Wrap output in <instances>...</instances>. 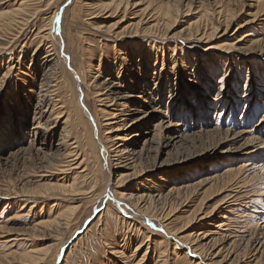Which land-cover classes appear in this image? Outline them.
Returning a JSON list of instances; mask_svg holds the SVG:
<instances>
[{
	"label": "rangeland",
	"instance_id": "1",
	"mask_svg": "<svg viewBox=\"0 0 264 264\" xmlns=\"http://www.w3.org/2000/svg\"><path fill=\"white\" fill-rule=\"evenodd\" d=\"M31 1L32 3H30ZM31 1L29 2V5L34 4L31 5V7L29 6L31 11L34 10V6H40V8L43 7V9L47 6H51V8H53L56 2V0ZM137 1H140L141 6L139 5L138 7H135V9L132 7L125 13L124 20L120 23V19L123 17L122 15H124L122 10V12H116L115 10L109 12L108 10H104V8H102V10L99 9L100 7L97 4L99 0H89L91 7L90 11H95L97 12L95 14L99 15L94 19H91L92 21L90 19L86 20L88 16L86 17L83 15V18H79L77 27L78 30L82 31L81 43L85 48L83 49L86 52L87 60L89 59V62H92L91 65L96 67V69H104L108 66V58L118 56L116 58L117 62L111 67L114 77H117L118 74H120V71L124 73L127 72L126 70L128 65H126L122 59H119L120 55H118V50L122 49V51H129L127 56L131 63L136 64L137 68H142L141 66L144 67L142 68V72L146 68V72L148 73V68L150 66L148 73L149 76L153 75L152 72L156 66H158V68L163 66L160 65L162 62L164 63V67L169 70H171L173 65H176L177 69L183 66L182 76L179 77V82L177 84L181 93L177 97L176 104H180L188 109L193 108V103L201 105L204 101H208L213 94L219 92L218 88L221 84L219 83L222 78L221 76L226 74L225 77L227 79L225 82L227 90L223 91L224 97L230 100L232 104H234L235 101L230 98H233V96L238 98L237 101L239 105L236 109L235 106L233 107V114L230 115V109L228 107V112L225 113L224 111L220 117L219 115H214L215 109H212L206 113L205 121L210 120L212 122H216L219 118L222 125L228 120L227 122L229 123L230 121L229 124L233 127L236 125L241 126L240 121L243 122L241 116L243 115L245 108L248 107L247 110L249 118L245 119L244 125L242 124V126L246 129L253 127V125H255L254 123H256L264 114V53L260 54L256 52V54L245 56L241 53V51L231 50L234 51V55L239 57V60L236 61L232 59V53L228 54L227 51H225V48L228 47L229 44L236 42L238 38H241L244 35V33L252 34L253 37L257 36V39L264 38V11L260 13L256 19H253L254 14L259 7H264V0H261L263 1L261 4L257 2L259 0H171V3L173 2L171 4V6H173L171 9L172 12L174 11L176 14L178 13L175 25H172V27H174H170L168 31L166 28H162V30L165 29L162 31L159 27V30H155V33L158 35H153V37L143 35L134 37L136 29L134 25L131 26V23L132 21L138 22L140 17H142L140 18L143 20L142 22L150 21L152 17H150L149 14L152 10L150 11L148 7L153 8L159 0H147L148 2H151L152 5L150 6H147L148 2L145 0V2L143 0ZM15 2L16 0H0V13L11 9L18 3V1L16 3ZM73 2L74 0H70L66 5L67 8H69L68 6ZM222 7H225L226 10H228L227 13L231 17L226 33H224L225 25L222 24L223 16L220 17L221 14L218 13ZM77 9L78 12L83 10L80 5H78ZM48 10L49 8L46 11ZM130 12L133 13L131 14ZM68 13L64 15L65 10L61 12V18L64 17L63 20L66 19L62 26L66 33H68L71 28H77L76 26H71V13L69 11ZM30 15V20L24 25H22L24 23L22 22L20 26L18 25L17 27H13L14 29L7 30L2 29V27L0 28V126L2 118L9 114V112H7L9 110L13 115H16L17 110H21V112L25 114L20 118L18 117L19 123L15 131L16 136H13L14 139L18 138V141L16 144L14 143V147H10L8 139H0V143L2 144V148H0V264L1 262L2 264H34L32 263L33 261L30 260V262L29 259L21 260V257L27 254H35L38 252L39 248H49V255H54L56 252H59L58 256L59 258L62 257L60 259L62 262L60 261L61 263H58L59 258L57 257L55 264H125L123 262H125L126 259V261L130 259L131 262L132 259L137 258L139 253L140 256L144 254L147 244L141 246L138 251L135 252V250L136 247L140 245L142 240H146L149 237L147 232H149L152 236L160 235L162 233L160 230L162 227L161 221L166 220L165 217L168 216L167 212L171 207L174 208L172 213H175L180 217L175 225L176 228H179L183 224L182 220L190 214L193 209H198L202 212H211L221 199L224 197L227 198L233 194L232 191H222L221 187L223 186V183L215 184L213 187L209 184L208 186H210V189L203 194L204 189L207 188V184L204 185L206 187H203L205 181L204 179L206 177H209L217 172H219L218 174H223L221 169H225V167L230 163L241 165L244 162L242 160V156L238 153L224 154L222 152L220 153V151H216V155L213 156L209 154L205 155L207 158L204 157L203 153L213 150V148H209L214 145L215 142H218V137H213L211 134L201 135L197 138L188 137L182 140L180 144L176 145V147H172L167 152L168 154L165 153L161 157H157V151L153 149L150 152V155H144L145 157L142 156L141 159L137 160L139 163H137L135 167L138 172L136 170L123 187L124 193H127H125V197L120 198V200H122L125 205H128L123 208L115 205L113 199H108L105 189L102 190L101 187L96 191L97 198L95 199L94 197L96 196L87 198V195H89L88 193L84 194V196L83 194H77V196L73 192H64L56 187V184L60 182L62 183V181L65 183L72 182L71 179L75 176L78 182L76 183L78 187H76L79 188V186H81L80 189H86V192H88L91 183V179L85 180L83 174L79 173L81 169H70V173H67L68 179L67 177L62 178L65 173H59L61 167L66 164L64 161L68 159L70 154H67V151H64L66 148L64 144L62 146L63 151L58 156L56 155L57 151L53 148L54 145L57 146L58 143H61L63 139L64 135L60 133L61 124L53 133V136L49 129L46 130V138L53 145L52 149L50 147V151L52 150L53 152L48 151L49 147H47V151L44 150L43 152L37 153L32 148L28 149L26 144L23 150L19 149V151L15 152V154L13 153L14 155H10L8 159L6 156H8L10 148L11 150L14 148L18 149L24 145L23 143L28 140L24 133L31 131L33 128V121L30 119L32 116V108H28L30 111L27 114L26 112L28 110L25 106H22L25 112L19 106V102H21V100L23 103V100L30 98V96L27 89L22 90V85L18 83L19 86H16L15 83L20 82L23 78H26L28 81L32 82V84L34 83L32 86H38L35 80H31V78H28L21 71H30V68H34V64L32 62L34 50L38 45V41L41 40V33L44 34L43 32L45 31L47 22L50 23L49 19L51 18L50 14H46L44 17L43 13L34 14L33 11ZM205 16L210 20L212 19L211 21H213L215 25L219 26L216 30L218 32H216L214 37L206 35L200 39H187L184 34V30H187L189 27L192 29H195V27L202 29L205 25H207V22H205L206 20H204ZM0 17V20L2 19L1 21L5 18V16L1 15ZM148 17L150 18L148 19ZM200 17H202L201 20ZM89 21L94 22L95 25H89ZM242 25L243 27H240ZM98 26L101 27L102 30H97L96 28H98ZM107 26H110V30H107ZM39 27L42 28L40 29ZM140 27L141 25L139 28ZM112 30L118 33L120 31V36L122 34L121 38L117 39L118 37L115 38L109 35L110 33L112 34ZM166 31L168 33L170 32L169 36ZM71 32L73 31L71 30ZM165 32L167 33L166 35ZM172 34L180 35V37L171 38L170 36ZM250 37L251 35L248 36V38ZM57 39H59V36H57ZM247 39L243 40L242 43H245ZM61 40L64 41L65 39H62L61 37ZM175 41L178 43V47H176ZM180 45L182 46L180 47ZM141 51L150 53L147 57L149 66L146 65L145 67L142 64L143 62L140 61L142 55ZM223 56H226V58H221ZM250 57H253L252 59L254 60H250ZM43 58L44 57L39 59L41 64L40 62L35 63L33 72L36 73H34V75H39V67L42 65L44 67L45 61L42 60ZM156 60L159 61L155 62ZM182 60L183 63L181 64ZM114 67H116V69ZM191 74H194V76H191ZM57 75H61L62 79H67L68 74L65 72L64 76L66 77H64L63 71L60 67ZM125 77L126 80H128V84L131 85L129 75L127 74ZM173 78L174 75H171L170 73L171 85L174 86L175 91L177 86L175 85V79ZM153 86L154 84L150 83V88ZM64 87L65 84L63 85L62 92L66 95V100L69 102L72 95L69 94L70 92H67V88ZM161 87L163 89V95L165 93L166 95L164 97L162 95V99L157 102H159L160 106L166 108L168 106L167 100L169 99V96L167 95L168 90H165L164 88L169 87V84L166 83V81H162ZM83 88L89 94L88 101L89 105L92 107L94 105V96L85 83L83 84ZM139 88L141 89V86H138L135 89L138 90ZM251 88L254 100L251 101V104L246 106V102H241V100L244 98V92H249ZM257 97L259 98V102L258 104H255L253 101H255ZM33 103L34 102L32 101V104ZM172 106L174 105H169V107ZM44 111H46V109H44ZM217 111H221V107H218ZM44 114L45 116H49V114L47 115L45 112ZM52 116L54 118L56 113H53ZM45 119L48 120V118ZM178 120V118L174 119V121ZM199 120L198 116V121ZM198 121L197 117L188 119V124L193 127L191 132L202 126V122ZM50 124L51 122L44 123L47 128ZM72 135H77L75 130L72 131ZM78 136L81 137L80 134H78ZM23 137L27 140L24 139L25 141L22 142ZM232 146L237 147L239 145L233 143ZM227 148L228 147H225V149ZM26 149H28V151ZM258 153L259 151H256L252 154V157L247 156L249 160L246 162L250 164L254 163V167L253 165H249L252 168L247 170L246 178H251L253 176V179L248 181V186L246 185L247 192L245 193L248 195H243V197L246 202L251 201V199H259V201H256L258 202L256 205L261 206V210H263L262 217H260L261 215L257 216L258 213L253 211V207L250 209V205L252 203L248 208H240L239 206L235 207L234 211L230 214V221H232V225L237 227L238 230L243 229V226H246L248 223L252 226L253 224L264 225V163L260 164L261 160L264 158V149L259 154ZM112 161L111 170L112 173H114L118 169H113V165L116 161L115 159H112ZM161 162L163 165L162 167H159L158 165ZM102 163L107 168V161H103ZM90 166L88 167L87 172L93 174L95 166L93 167L91 164ZM195 166L196 168L192 171L191 169ZM255 166H257L258 169H256L257 167ZM201 169L203 171L202 174L192 178L193 173H199ZM125 172L130 173L132 170H126ZM245 175L241 178H245ZM188 177L191 179L190 182L194 185V187H189L186 190V188L182 187L183 184H178L177 186H174L176 188L173 189V187L169 185V187L165 189V192L160 195L161 197L155 196L152 200L148 199L149 197L144 200L140 199V196L142 195L147 196L149 191L147 189V192H144L145 190H142L143 186H147L146 188H155L161 184H166L168 186L167 181L171 182ZM129 183L131 185H128ZM52 184H54L52 187L53 189L51 188V190H49L46 188L47 185ZM170 189H173V191ZM110 194H113V192ZM258 194L261 196H258ZM52 201H55V206L52 205ZM144 201L149 202L152 212L156 215L155 217L136 213V210L134 211V208L130 205V203L135 202V204H138V207L140 204L143 206ZM67 205L79 206L75 213L71 215L68 222L64 220L58 222L56 221L52 225L50 224V227H52L50 229L48 227L49 224H45L44 226L40 225L41 222L55 218V215L58 214L56 211L60 208L65 209ZM214 212L216 213L217 211L215 210ZM236 214L239 215L237 216ZM216 215H218V212L208 218L206 223L198 228L202 229V227L207 226L211 220L216 218ZM150 222H152L156 227H153ZM88 230L92 232H89ZM85 233L89 234L86 235ZM161 235H163V233ZM15 239L18 240L16 241ZM247 239L252 240L254 243H258L260 239H264V229L261 227L254 228V233ZM170 241L174 242V240L166 238L164 246L169 247L171 245ZM72 244L75 245L73 246ZM150 246L154 249L153 244H150ZM222 246L224 247V245H221L218 248H222ZM227 246L223 248L224 251L223 249L221 251V254L224 253V256L232 255V253H228L230 247L228 249ZM240 246L235 248V252L236 254L238 252L239 256L236 257V254L234 253L232 258H228L229 256H226L224 260L226 259L227 261L223 260V264H264V253L259 261L260 263L255 262V259L253 260V254L255 252L253 250L254 245H252V243L248 244V246ZM177 247L183 248L180 244H178ZM111 248L114 250V255H111ZM23 252L28 253L23 254ZM122 252L123 255L125 254L124 256L127 257L126 259L123 258L124 256L122 255ZM19 253L21 254V257ZM60 254L62 256H60ZM132 254H135V256H132ZM151 254L153 256V252H151ZM223 255H221V257ZM140 256H138V258ZM258 256H260V253ZM171 257L174 259L177 258L176 255H172ZM221 257H219V259ZM179 259L184 260L181 257ZM153 262V260L149 261L148 264H153ZM53 263L54 256L52 258L49 257L48 260L45 261V264ZM170 264H174V262L170 260Z\"/></svg>",
	"mask_w": 264,
	"mask_h": 264
},
{
	"label": "bare ground",
	"instance_id": "2",
	"mask_svg": "<svg viewBox=\"0 0 264 264\" xmlns=\"http://www.w3.org/2000/svg\"><path fill=\"white\" fill-rule=\"evenodd\" d=\"M17 1L18 3L15 4L11 9L0 13L1 16H5V18L3 17L4 18L3 21L5 20L4 22L1 21L2 19L0 20V28L2 27V29L10 30V29H14L13 27H17L18 25L20 26L22 22H24L22 24L24 25L27 21L30 20L31 18L30 13L32 11L34 14L43 13L44 17L46 14H50L51 18L49 19L50 23L47 22L45 31L44 32L42 31L44 34L41 33V40L38 41V45L34 50L33 58H32V62L35 68V63H39L40 62L39 59L44 57L42 59L43 61H45L44 67L43 65L39 67L40 68V71L38 73L39 75L36 74L34 75V73H36L33 72L34 68L33 69L30 68V71L28 70L21 71L28 78H31V80H35L38 86L37 87L32 86L34 85V83L32 84V82L28 81L26 78L25 79L23 78L20 80V82L15 83L16 86H19V84H21L22 90L27 89V92L30 96V98L24 99L23 103L21 100V102H19V106L23 111L24 109L22 106H25L27 110L28 108H32V116L30 119L33 121L32 122L33 128L31 127L32 128L31 131L24 133L25 137H27L28 139V140L25 139V137L22 138L23 139L22 142L27 140L25 143H23L24 145H22L18 149L14 148L11 150L10 148L8 156L6 157L8 158L13 153L15 154V152L19 151V149L23 150L26 144H27L26 147L28 149L32 148L37 153L43 152L44 150H46L47 147H49L48 151H50V147L52 149L53 145L46 138V134H47L46 130L49 129L52 132V136H53V133L61 124L60 133H62L64 136L61 143H58L57 146L54 145L53 148H55V150L57 151L56 155L58 156L62 153L63 151L62 146L64 144L66 148H69V149L65 148L64 151H67V154L69 153L70 154L68 159L64 161L66 162V164H64L61 167L59 173H65V175L62 177L65 178L67 177V173H70V169L72 170L81 169L79 173L83 174L85 180L91 179L90 180L91 183L88 192H86V189H80L81 186L77 188L78 185H76V183L78 182L75 176L71 179L72 182L65 183L64 181H62V183L60 182L56 184V187H58L59 190L61 191L73 192L76 195L83 194L84 196V194L88 193L89 195H87V198L96 196L97 195L96 191L101 187L102 190L105 189V193H107L108 199L109 198L113 199L115 205L123 208L124 206H128L125 205L124 202H122V200H120V198H124L126 195L125 193H127V192L124 193L123 187L126 185L125 183L129 181V178H131L134 172H136L137 168L135 166L137 165V163H139L137 162V160L141 159L142 156L144 155H150V152L153 149L157 151L156 156L161 157L165 153L168 154L167 152L172 147L173 148L176 147V145L180 144L182 140L188 137L197 138L200 137L201 135L211 134L213 135V137H218L217 139L218 142H215L214 145H212L209 148V149L213 148V150L203 153L204 157H206L205 155H209V154L214 156L216 155V151H220V153L222 152L224 154L238 153L240 156H242V160L244 162L241 165L230 163L228 164V166L225 167V169L223 170L221 169V171H223V174H218L219 172H217L209 177H206L204 179L205 181L203 187L207 186V188L204 189L203 194L210 189V186L213 187L215 184H219V183H223V186L221 187L223 192L232 191L233 194L227 198L224 197L223 199H221L220 202L217 204V206L211 212L210 211L202 212L201 210L193 209V211H191L190 214H188L182 220L183 224L179 228H176L175 225L177 224V220L180 217L175 213H172L174 208L171 207L167 212L168 216L165 217L166 220L165 221L162 220L163 222L161 221L162 227L160 228V230L165 236V239L169 238L174 240V242L170 241L171 245L170 246L168 245L169 247H166L164 246L165 239L164 236L161 235L162 233L160 235L152 236L149 232H147L148 233L147 235L149 237L146 240H142L140 245L137 246L135 250L136 252L140 249L141 246L147 244V248L144 254L140 256L139 253V255H137V258L132 259V261L130 262V259L126 261L127 257L124 256L125 254L123 255L124 251L122 250L123 251L122 255L124 256L123 258L126 259L125 262L123 263L148 264L149 261L153 260L154 261L153 264H170V260H172L174 264H223L224 258L226 256L228 257L229 255L224 256L223 255L224 253L222 252L223 254H221V251L225 246H227V244H228L227 246L228 249L230 247L228 253H232V255H230L228 258H232V256L236 254L235 248L239 247L240 245L248 246V244L250 243L254 245L253 250L255 253L253 254L254 255L253 260L255 259L256 260L255 262L260 263L259 261L261 260L264 253V239L263 240L260 239V241L257 240L258 243H254L252 240H249L247 238L254 233V228L261 227L264 229V225L262 226V225L253 224L252 226L248 223L246 224V226H243V229L238 230L237 227H234L232 225V221H230V217H231L230 214L232 213V211H234L235 207L239 206L240 208L242 207L248 208L249 205L252 203L251 205L253 206L250 205V209L251 207H253L254 208L253 211L258 213L257 216L261 215L260 217H262L263 210H261V206L256 205V203H258L256 201H259V199H251V201L246 202L243 195H248L245 194L247 192L246 185L249 180L253 179V176L251 178L250 177L246 178L247 170L252 168L250 167L251 165H253L254 167V163L250 164L246 162L247 160H249L247 156L252 157L253 153H255L256 151H259L260 153L264 149V114L258 119L256 123H254L255 125H253V127H251L250 129H246L245 127L242 126V124L244 125L245 119L249 118L248 110H247L248 107L245 108V110L243 111V115L241 116L243 120V122L240 121L241 126L236 125L235 127H233L229 124L230 121L229 123L227 122L228 120L225 121L224 124L222 125L220 122L221 120H219V118L217 119L216 122H212L210 120L205 121L206 113H208V111L212 109H215L214 115H219L220 117L224 111L225 113L228 112V107L230 109L229 112L230 115L233 114V107L235 106L236 109L239 105L237 101L238 98H235L234 96L233 98H230L233 101H235L234 104H232L230 100L224 97L223 91L227 90L226 82H225L227 79L225 77L226 74L221 76L222 78L219 82L221 84L218 88L219 92L213 94V96L210 97L208 101H204L201 105L193 103L192 104L193 108L191 109L185 108L180 104L178 105L176 104L177 97L181 93L180 89H178L177 84L179 82V77L182 76V70L184 68L183 66L177 69L176 68L177 66L173 65L171 67V70H169L166 67H164V63L162 62L160 65L163 66L159 68L158 66H156L154 68V71L152 72L153 75L149 76L148 73L150 70V66L147 61V57L149 56L150 53L141 51L142 55L140 61L143 62L142 64L145 67L146 65L149 66L147 73L146 68L142 72V68H144L143 66H141L142 68L139 67L137 68L135 63H131L130 59L127 56V54H129V51H122V49L118 50L119 53L118 55H120L119 59H122L123 62L126 65H128L126 70L127 72L124 73L120 71L119 72L120 74H118L117 77H114L111 67L117 62L116 58L118 56L117 57L113 56L111 58H108V60L106 59L108 61V66L105 67L104 69L101 68L96 69V67L91 65L92 62H89V59L87 60L86 52L84 51L85 48L82 46L81 43L82 31L78 30L77 27L78 20L79 18H83V15H85L86 17L88 16L87 18L85 17L86 20L94 19L99 15V14H95L97 13L95 11H90L91 7L89 4V0H74V2L68 6L69 8H67L66 5L69 3L70 0H56L55 5L53 7L54 9L51 8V6L49 7L47 6L46 8L44 7V9L43 7L40 8V6H36V7L34 6L33 7L34 10L32 11L29 9V6L31 7V5H34V4L29 5V2L31 0H16V2ZM257 2L259 4L263 3V1L261 0ZM30 3H32V1ZM172 3L171 0H159L156 6H154L153 8L148 7L150 11L152 10V12L149 14L150 17H152L150 21L142 22L143 20L140 19L142 17L139 18L138 22L132 21L131 26L134 25L136 29L134 37H138V35H143L147 37H153V35L157 36L158 34L155 33V30L156 29L159 30L158 29L159 27L161 30L162 28H166L168 31L170 27H172V25H175L178 13L176 14L174 11L172 12L171 10L173 7L171 6ZM97 4L100 7L99 9L104 8V10H108L109 12H112V10H115L116 12L122 10L124 12V15H122L123 17H121L120 23L123 22L125 13L128 12L132 7L135 9V7H138L139 5L141 6L140 1L137 0H99ZM78 5H80L83 9L81 12H78L77 9ZM150 5H152L151 2H148L147 6ZM48 8L49 10L46 11ZM64 10H65L64 15H66L68 11L71 13L70 15L71 26L77 27V28H71L73 32L69 30V32L66 33L64 28L62 27L63 23H65L64 21L66 20V19L63 20L64 17L61 18V12ZM227 11L228 10H226L225 7L224 8L222 7L218 11V13L221 14L220 17L223 16L222 24L225 25L224 33H226L229 27L230 18H231L228 15ZM263 11H264V7L260 6L259 9L255 12L253 19H256L258 15H260V13H262ZM150 17H148V19ZM201 18L202 17H200V20ZM204 20H206L205 22H207V25H205V27H203L202 29L198 27L192 29L189 27L187 28V30H184V34L187 37V39H191V38L200 39L206 35L210 37L211 36L214 37L216 32H218L216 30L219 28V26L215 25L214 22L211 21L212 19L210 20L206 16ZM91 21L88 22L90 23L89 25H95L94 22ZM140 25L141 27L139 28ZM42 27L39 28L41 29ZM107 27H108L107 30H110L109 29L110 26ZM240 27H243V25ZM96 29L99 30L101 29V27L98 26V28ZM111 32L112 34L110 33L109 35L115 38L118 37L117 39H120L122 36V34L121 36L119 34L120 31L119 33L115 32L114 30H112ZM166 32L165 35L168 33ZM169 34L170 32L168 33V36ZM249 35H251L250 38H248ZM57 36H59V39H57ZM61 37L62 39L65 40L62 41ZM170 37L178 38L180 37V35L172 34ZM256 37H253L252 34L244 33V35L241 38H238L236 42L229 44L228 47L225 48V51H227L228 54L232 53V59L236 61L239 60V57L237 55H234V51H241V53L245 56L256 54V52L263 54L264 38L257 39ZM245 39H247L246 40L247 43L246 42L242 43V41ZM175 45L176 47H178L177 42L175 43ZM181 46L182 45H180V47ZM221 58H226V56H223ZM252 58L253 57H250L249 59L254 60ZM158 61L159 60H156L155 62ZM182 63L183 60L181 64ZM60 67L61 70L63 71V76L65 75V72L68 74L67 79H62L61 75L60 76L57 75L58 69H60ZM114 68L116 69V67ZM170 73L171 75H174L173 79H175L174 80L175 85L177 86V89H175V91H174V86L171 85ZM127 74L130 77L131 85L128 84V80H126L125 76ZM192 75L194 76V74H191V76ZM162 81L163 82L166 81V83L169 84V87L166 88L163 87L165 90H168L167 95L169 96V99L167 100L168 106L166 108L160 106L159 102H157L162 99V95H163V89L161 87ZM84 83L89 87V90L94 96L93 97L94 105L92 106L93 108L89 105V101H88L89 94L83 88ZM150 83L154 84V86L151 88H150ZM64 84L65 87L67 88V92H70L69 94L72 95V97L70 98L71 100L69 102L66 100L67 99L66 95L63 94L62 92ZM138 86H141V89L139 88L138 90H136L135 88ZM165 95L166 93L163 95V97ZM243 97L244 98L243 100H241V102L245 101L246 106L248 104H251V101L254 100L252 88L249 90V92L247 93L244 92ZM32 101L34 102L33 104ZM258 102H259V98L257 97V99L253 101V103L258 104ZM169 105H174V106L169 107ZM218 107H221V111H217ZM44 109H46V111H44ZM29 111L30 110H28L26 113L28 114ZM7 112H9V114H7L1 120L0 139H8L10 147L11 146L14 147V143L16 144V142L18 141V138L16 139L13 138V136H16L15 131L19 123L18 117L20 118L25 114L22 113L21 110H17L16 115L10 113V110ZM44 112L47 113V115L49 114V116H45ZM53 113H56V116L54 118L52 116ZM198 116L200 119L199 121H198ZM193 117H197V121L202 122L203 127L200 126L199 129H196L195 131L191 132L193 127L190 124H188V119ZM45 118H48V120ZM177 118L179 120L174 121V119ZM43 120L44 123L51 122V124L48 125L49 126L48 128L46 125H44ZM73 130H75V133H77L76 136L72 135ZM78 134H80L81 137L78 136ZM233 143L239 146L237 147L232 146ZM1 146L2 144L0 143V148H2ZM225 147L228 148L225 149ZM28 149L26 150L28 151ZM112 159H115L116 161L113 165V169L115 170L118 169L114 173H112L111 170V165L113 162ZM103 161H107L108 163L107 168L103 165L102 163ZM262 163H264V158L261 160L260 164ZM90 164L93 167L95 166V169L93 168L94 169L93 174L87 172ZM162 165L163 163L161 162L158 166L162 167ZM195 168L196 166L193 167L191 170L193 171V169ZM130 169L132 170V172L130 173L125 172L126 170H130ZM256 169H258V167ZM202 172H203L202 169L199 173L194 172L192 178L201 175ZM243 175H245V178L244 177L241 178ZM190 180L191 179L188 177L171 182L167 181L168 186L166 184H161L155 188H146L147 186L146 187L143 186L142 190H145L144 192H147V189L149 191L147 196L142 195L140 196L141 197L140 199L144 200L147 199V197H149L148 199L152 200V198H154L155 196L161 197L160 195H162L165 192V189L169 187V185H171L174 189L176 188L174 186H177L178 184H183L182 187L186 188L187 190V188L189 187H194V185L191 184ZM205 184L207 185L204 186ZM209 184L210 186H208ZM128 185L131 184L129 183ZM53 186L54 184L47 185L46 188L51 190ZM173 189L170 190L173 191ZM109 190L113 192V194H110L111 192ZM258 196L261 195L258 194ZM95 198H97V196L94 197V199ZM52 205L53 206L56 205L55 201L54 202L52 201ZM76 205L73 206L67 205L65 209L58 208L59 210L56 211L58 212V214L55 215V218L41 222L40 225L44 226L45 224H49L48 227L50 229L52 228L50 227V224L52 225L56 221L58 222L64 220L68 222L70 220L69 218L71 217V215H73L75 211L79 208V206ZM130 205L134 208V211L136 210V213L146 214L147 216L150 217L156 216L152 212L150 208L151 205L149 204V202L144 201V205L142 206L140 204L139 207L137 206L138 204H135V202L130 203ZM215 210L218 212V215L215 216L216 218L211 220V222H209L207 226H204L202 227V229H199L198 228L199 226H203L208 218L212 217L214 214L217 213L214 212ZM236 215L238 216L239 214ZM150 223L153 225L152 222ZM153 227L156 226L153 225ZM150 244L154 245V249H152ZM178 244L183 246V248H178L177 247ZM221 245H224V247L222 246V248L221 247L218 248ZM110 250H112V248ZM49 251H50L49 248H39L38 252L32 255L27 254L21 257V254L20 253L19 254L21 260L29 259V261L30 260L33 261L32 263L34 264H39V263L45 264V261H47L49 257L52 258L54 256L53 264H55L56 258L57 257L59 258L58 256L59 252L58 253L56 252L54 255L53 254L49 255ZM151 252H153V256ZM26 253L28 252L25 253L23 252V254ZM113 253L114 250L111 251V255ZM259 253L260 256H258ZM172 255H176L177 258L176 259L172 258L171 257ZM221 255L223 256L221 257ZM60 256L62 255L60 254ZM132 256H135V254H132ZM138 256L140 257L138 258ZM237 256H239L238 252L236 254V257ZM180 257L184 260H180L179 259ZM219 257L221 258L219 259ZM61 258L58 259L59 260L58 263L62 262L60 260ZM224 261L227 260L225 259Z\"/></svg>",
	"mask_w": 264,
	"mask_h": 264
}]
</instances>
